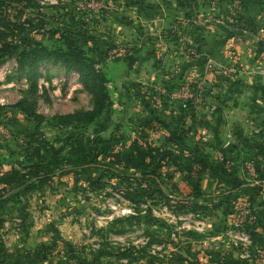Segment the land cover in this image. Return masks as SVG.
Returning <instances> with one entry per match:
<instances>
[{
  "label": "rangeland",
  "instance_id": "1",
  "mask_svg": "<svg viewBox=\"0 0 264 264\" xmlns=\"http://www.w3.org/2000/svg\"><path fill=\"white\" fill-rule=\"evenodd\" d=\"M3 10L0 30L21 49V36L75 40L111 102L91 122H60L92 108L79 73L45 61L35 86L17 52L0 57V173L27 170L28 150L60 162L11 192L0 264H264V178L238 155L264 150V0H8ZM135 141L203 152L206 169L117 165ZM77 144L90 165L71 164ZM228 169L244 183L222 177Z\"/></svg>",
  "mask_w": 264,
  "mask_h": 264
},
{
  "label": "trees",
  "instance_id": "2",
  "mask_svg": "<svg viewBox=\"0 0 264 264\" xmlns=\"http://www.w3.org/2000/svg\"><path fill=\"white\" fill-rule=\"evenodd\" d=\"M7 4L8 0H0V28H5L9 24V20L4 16L5 11L3 10ZM9 35H11L13 42L6 40V37ZM16 39H18L16 34H8L4 30H0V57L4 53L17 52L18 62L21 66L29 65L33 73L32 83L35 86L37 84V65L45 61H54L60 62L67 71L74 70L78 72L83 86L92 95L91 109L78 111L74 114L59 115L57 118L60 122L68 123L73 119H83L86 122H91L101 115L110 104L111 97L107 89V77L105 73L101 68L97 67L96 61L88 55L86 50L76 44L75 40L66 38L63 46L48 47L41 42L34 41L29 36H21L19 38L22 46L21 49L17 46ZM16 106L27 116L40 119L38 121L39 124L44 118L37 113L36 104L27 99L20 100L16 103ZM231 149L234 150V145L231 146ZM70 154L73 156L71 164L75 168L90 165L89 156L91 157L92 155L88 154L80 144L72 146ZM238 155L243 157V162L254 163L258 174L257 177L264 178L263 149L252 146L244 154L238 153ZM117 157L118 161L116 163L119 166L145 170L149 165V160L153 159L157 160L160 164L180 165L188 177H196L200 176L206 169L207 164L203 160V157L208 158L209 156H206L203 152L199 155L198 151L189 153L174 148L162 149L158 146H146L140 141H135L132 145L117 150ZM231 158L234 157L231 156ZM26 160L29 164L27 170L19 171L14 169L0 173V228L5 222L4 215L9 207L11 194L22 189L34 177L36 179L51 177L55 174L54 169L60 165L58 160L49 162L41 150H28ZM144 174L146 173L144 172ZM222 177L232 178L239 184L244 183V180L241 176L237 175L235 170L231 172H229V169L225 170V175ZM158 191H162V188Z\"/></svg>",
  "mask_w": 264,
  "mask_h": 264
}]
</instances>
